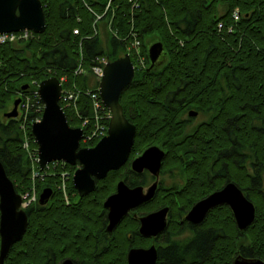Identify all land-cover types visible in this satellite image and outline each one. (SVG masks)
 Instances as JSON below:
<instances>
[{
    "label": "trees",
    "instance_id": "trees-1",
    "mask_svg": "<svg viewBox=\"0 0 264 264\" xmlns=\"http://www.w3.org/2000/svg\"><path fill=\"white\" fill-rule=\"evenodd\" d=\"M105 1L41 0L46 22L43 33L28 40L0 43V114L12 103L15 90L24 81L65 76V85L74 83L82 89L96 90V81L88 82L87 75H74L77 61L88 73L97 57L106 56L110 61L120 57L123 50L134 63L132 52L126 51L123 41L110 35L105 49L98 35L88 37L93 32L94 17L85 4L101 11ZM140 2L132 23L141 40L146 66L134 68L132 81L119 98L124 116L136 126L128 159L148 145L163 143L169 149L165 156L169 163L164 164H175L189 172L188 183L180 191H172L164 199L153 198L141 206L149 211L168 204L171 209L164 238L157 241L156 264H232L238 251L264 261V0ZM112 7L116 8L112 26L127 33L131 2L112 0ZM234 10L240 13L237 22L232 21ZM230 25L232 29L228 30ZM76 28L78 34L73 31ZM152 34L162 42L167 61L148 70L150 60L143 37ZM166 97H181L186 107L214 106L215 117L199 126L200 133L208 138V143L201 141L206 145L203 149H194V137H189L193 150L185 144L189 139L182 141L183 128L177 124L181 103L164 101ZM65 117L74 125L66 111ZM27 131L31 146L37 148L30 128ZM22 143L16 119L0 118V161L17 192L28 190L33 183L37 196L26 208L27 230L11 246L4 264H57L64 257L77 264H126L128 232L133 239L135 219L118 224L110 237L113 243L98 258H94L92 232L98 228L102 202L115 190L120 173H131L129 160L110 170L104 179H98L94 190L83 197L76 194L71 178L64 180L66 200L61 187V172L67 170L66 166L50 162L41 169L37 163V172L43 177L33 180ZM190 150L194 155L187 161L185 153ZM215 155L221 166V183L236 182L255 205V220L245 230L236 228L226 204L214 207L201 224L189 226L178 221L195 201L213 189L208 187L201 167ZM43 187L52 188L51 198L47 204L39 205L38 195ZM184 230L191 232V237L183 242L173 238ZM133 243L147 246L149 239L135 238Z\"/></svg>",
    "mask_w": 264,
    "mask_h": 264
},
{
    "label": "water",
    "instance_id": "water-1",
    "mask_svg": "<svg viewBox=\"0 0 264 264\" xmlns=\"http://www.w3.org/2000/svg\"><path fill=\"white\" fill-rule=\"evenodd\" d=\"M46 27L45 15L41 0H0V33L31 30L43 33ZM150 60L149 67L164 55L163 44L160 40L152 42L147 47ZM98 82V93L102 102L111 113L108 131L92 147L80 146L82 129L71 127L65 113L59 104L62 86L58 77H48L38 84V93L44 102V111L40 121L31 125L34 142L37 144L38 163L44 168L49 162L63 161L69 165L80 164L74 170L72 183L80 197L94 190L95 179H103L109 170H115L128 160L131 152L136 126L131 124L123 114L119 102L122 89L130 84L134 76L133 62L129 53L110 60ZM26 87V84L22 87ZM19 99L15 98L8 117L17 115L16 107ZM195 115L193 111H189ZM165 153L158 146H148L142 154L131 161V170L141 172L149 169L157 176ZM157 182L154 181L143 191L141 185L130 187L123 180H118L115 191L103 201L107 209V230L112 231L127 212L145 203L155 194ZM264 190V176L262 180ZM52 188L44 187L39 193L38 203L45 204L51 197ZM22 197L16 191L10 176L0 161V264L9 254L12 245L19 242L26 232L28 218L26 210L21 207ZM227 205L235 219L236 228L245 230L255 219L256 208L253 201L244 195L236 183L229 181L213 193L195 202L184 218L191 224H201L207 212L216 205ZM168 207L150 211L139 217V233L145 237H157L165 230ZM158 248L154 243L148 247H133L127 253L126 264H156ZM232 264H264L261 258L246 257L238 253ZM60 264H76L73 259L66 257Z\"/></svg>",
    "mask_w": 264,
    "mask_h": 264
},
{
    "label": "built area",
    "instance_id": "built-area-1",
    "mask_svg": "<svg viewBox=\"0 0 264 264\" xmlns=\"http://www.w3.org/2000/svg\"><path fill=\"white\" fill-rule=\"evenodd\" d=\"M131 2L130 8V24L129 31L127 33H122L112 26L113 18L116 14V8L112 7V0H107L101 5V11H94L87 4L85 6L93 14V25H92V35H98L100 28V23H104L105 29L109 31L111 36H114L117 40L124 42L126 51L132 52L134 65L136 68L143 69L146 66L145 56L141 52V41L138 38L136 31L133 29V16L135 10L140 7V0H128ZM240 18V13L234 10L232 12V21L237 22ZM221 27V22L218 23ZM232 29V25L228 27V30ZM74 33L78 34V28L73 30ZM34 33L30 30L24 29L18 32H5L0 33V43H6L11 41L28 40L33 38ZM81 46V45H80ZM81 50V47H80ZM107 57L99 56L95 59L94 63L90 65V72L95 79H99L102 76V71L104 66L108 63ZM84 66L81 61H77V65L74 69V75L84 74ZM62 86L60 92L59 103L60 107L63 108L64 112L68 110L71 111V118L75 123V127L81 128L83 130L81 141L85 145H91L96 140L102 138V136L107 133V124L110 119V111L107 106H105L101 100V96L98 91L93 88L82 89L71 83L64 86L66 83V77L62 76L59 79ZM38 82L34 79L29 83L26 89L16 92L15 96L20 99L17 110L18 113L15 119L19 125V130L25 133L27 122L36 123L40 121L42 113L44 111V103L42 98H40L38 93ZM84 97V99H83ZM85 100V101H84ZM31 124V125H32ZM24 141V142H23ZM23 147L26 148V153L31 157V174L32 179L42 178L43 174L37 172L35 164L37 163V153L35 149H30L28 147L27 140H23ZM58 163V162H57ZM33 164V165H32ZM65 173L62 172V177ZM63 180V179H62ZM62 187L64 184L62 181ZM29 191L31 195L29 196ZM22 197V207L29 206L30 203L36 200L35 196V185L32 183L29 190L21 194Z\"/></svg>",
    "mask_w": 264,
    "mask_h": 264
},
{
    "label": "flooded vegetation",
    "instance_id": "flooded-vegetation-1",
    "mask_svg": "<svg viewBox=\"0 0 264 264\" xmlns=\"http://www.w3.org/2000/svg\"><path fill=\"white\" fill-rule=\"evenodd\" d=\"M158 61L153 65V67L152 68H150L149 66L146 68V69H153V68H159V67H161V65L164 63V55H162V56H160L158 59H157ZM181 99V97H176V98H174V97H166L165 99H163L164 101H168V102H173L174 100H176V101H178L179 103H181V105H179L178 106V110H179V113H178V119H177V124H179L182 128H183V132H182V141H184V140H186V139H189V137H194V138H196V145L194 144V149H196L197 148V150H201V149H203L204 148V146H206L205 144H201V141L203 142V143H208V138H206V135L205 134H202V133H200L201 132V128H199V126L201 125V124H203V123H207V122H209L210 120H212L214 117H215V109H214V106H211V107H209V108H207V109H202V108H199V109H197V108H195V107H186L185 105H186V102H184V101H181L180 100ZM157 100V99H156ZM152 101H155V100H152ZM163 101V102H164ZM193 111L194 113H195V115H191L190 113H189V111ZM6 113H7V111H5L4 112V114H3V117L4 118H8V116L6 115ZM130 122V121H129ZM131 124H133L134 126H135V123H132V122H130ZM71 127H74L73 125H71L70 123H68ZM135 132H136V130H135ZM200 134V135H199ZM213 134H215V133H213ZM135 136V135H134ZM212 137H214V135H211V138ZM211 141V140H210ZM191 140L189 139V140H187V141H185V144L188 146V147H190L191 145ZM215 144V143H214ZM93 145V144H92ZM92 145H81V146H83V147H92ZM152 145H154V146H158V147H160L163 151H164V153H165V155H164V159H163V161H162V163H161V166H160V171L158 172V175L157 176H153L152 175V173L150 172V170L149 169H144L143 171H141V172H138V171H133V170H131V161L134 159V158H136V156H138V155H140V154H142L143 153V151H145L146 150V148H148V146H152ZM204 145V146H203ZM148 146H146V148H144L142 151H136V154L129 160L128 158H129V156H128V160H129V165H128V170L129 171H131V173H127L126 175H124L123 173H120V178L118 179V180H123V181H125L126 183H127V185L128 186H130V187H135V186H137V185H141L142 186V188H143V191H146V189L148 188V186L150 185V184H152L154 181H156L157 182V185H156V188H155V194H154V196L151 198V199H153V198H161V199H164V197L165 196H167L168 194H170V192H172V191H175V190H177V191H180L181 190V188L183 187V186H186V184L188 183V180H189V172L187 171V173H185L184 172V167H181V166H177V165H175V164H168V165H165L164 163H169V161H167V162H165V159H166V157L165 156H167L168 154V148H166L164 145H163V143H157V144H151V145H148ZM203 147V148H202ZM193 148V147H192ZM191 147H190V149H192ZM193 150V149H192ZM192 150H190V151H187L186 153H185V155H188L187 157H188V160L187 161H190L191 159H192V157H193V155H194V152L192 151ZM215 151H217L216 149H215ZM131 153V152H130ZM130 155V154H129ZM202 155V154H201ZM207 156V153H205L204 154V156ZM207 158H208V156H207ZM127 160V161H128ZM126 161V162H127ZM207 161V160H206ZM125 162V163H126ZM56 164H58V163H56ZM62 165H64V166H66V168H67V170L66 171H63V173H65V176L64 177H62V174H61V179H63V180H67V179H70L71 178V181H72V176H73V172H74V170L75 169H77L78 167H80V164L77 162L76 164H71V165H69V164H67V163H62ZM72 166H74V170H71V167ZM123 166V165H122ZM204 168H202L201 167V170L202 171H204L205 172V177H206V182L209 184V186L208 187H213V189H211V190H209V192H206L205 194H203V196L202 197H200L198 200H201V199H203V197H205V196H207V195H209L210 193H213V191H216V190H219V189H221L223 186H224V184L226 183V182H229V181H231V180H229V181H224V183L222 184L221 183V177H220V167L221 166H219V159H218V155H215V156H213V158H212V160H208L207 161V163H206V165H204L203 166ZM120 168V167H119ZM249 168V167H248ZM126 169V168H125ZM125 169H123L124 171H125ZM110 171V170H109ZM168 172L169 173V175H168V179H171V182H169V184H166V183H164V180L163 179H160V178H158L162 173H164V172ZM175 172L176 173V175H174V174H172L171 172ZM182 172H184V173H182ZM149 173L151 174L150 176H149ZM107 175V174H106ZM188 175V176H187ZM135 178H139V181L137 180H135ZM104 179V178H103ZM98 179H95V182L97 181ZM118 180H117V182H118ZM152 180V182L150 183V184H148L150 181ZM233 182V181H232ZM97 183V182H96ZM234 183H236V182H234ZM148 184V185H147ZM237 184V183H236ZM65 186V185H64ZM95 186H96V184H95ZM116 186V185H115ZM44 188V187H43ZM95 188V187H94ZM242 189V188H241ZM243 190V189H242ZM115 191V190H114ZM113 191V192H114ZM243 192H244V195L245 196H247L246 194V191H244L243 190ZM90 193V192H89ZM76 194H78V192H77V190H76ZM88 194V193H87ZM111 194V193H110ZM110 194H108V195H110ZM167 194V195H166ZM66 195V194H65ZM107 195V196H108ZM106 196V197H107ZM78 197H80L79 196V194H78ZM105 197V198H106ZM51 198V197H50ZM65 199L67 200V195H66V197H65ZM151 199H149V201L151 200ZM50 200V199H49ZM49 200L45 203V204H47L48 202H49ZM105 200V199H104ZM103 200V201H104ZM197 200V201H198ZM149 201H147V202H145V203H142V204H140V205H138V207H135V208H132V209H130L128 212H127V214L120 220V222L122 221H124V220H126V219H128V218H133V219H135L136 220V224H137V228H136V230H135V233L133 234L134 235V238L132 239L131 238V231H129L128 232V235H130L129 236V239H130V242H129V246L126 248V250H125V257L127 256V253L129 252V249H131V248H133V247H140V246H142V245H135V243H133V241H135V238H137V239H139L140 237L141 238H146V239H149V243L147 244V246H142V247H148V246H150L151 245V243H154V245H156V247L157 248H159L158 247V244H157V241H159V240H161V239H163L164 238V231L165 230H163L162 232H161V234L160 235H158L157 237H152V236H150V237H145L144 235H141L140 233H139V227H140V224H139V217H141L142 215H145V214H148L150 211H154V210H157V209H160V207H163V206H167L169 209H168V215H167V219H166V223L168 222V220H169V218H170V216H171V209H170V206L167 204H165V205H160L158 208H156V209H151V210H149V211H145V210H143L142 208H141V206L142 205H144V204H147V203H149ZM197 201H195V202H197ZM194 202V203H195ZM193 203V204H194ZM39 204V203H38ZM45 204H41V205H45ZM102 204H103V202H102ZM192 204V205H193ZM40 205V204H39ZM217 206H222V205H216V206H214V207H217ZM28 207V206H27ZM26 207V208H27ZM192 207V206H191ZM190 207V208H191ZM214 207L213 208H211L208 212H207V214H206V216L211 212V211H213V209H214ZM26 208H24L25 210H26ZM189 208V209H190ZM229 208V207H228ZM188 209V210H189ZM188 210H186V212H184L183 214H182V216H181V219H179L178 221L179 222H181V223H185V224H188L189 223V226H193V224H191L190 222H188V221H186V219L184 218V216H185V214L188 212ZM231 210V209H230ZM27 213V212H26ZM98 215H99V225H98V228H96L93 232H92V237L94 238V242H93V248H95L94 249V252H95V254H94V258H98L99 257V255L101 254V253H103L108 247H107V245L108 244H112L113 243V240H112V238H110V237H112V235H113V233L118 229V224L120 223H118L117 224V227L115 228V229H113L112 231H108L107 230V223H108V214H107V209L106 208H104V204H103V208H102V211L101 212H99L98 213ZM205 216V217H206ZM205 219V218H204ZM234 219V218H233ZM204 221V220H203ZM194 225H198V224H194ZM236 225V224H235ZM167 226H168V223H167ZM167 226H166V228H167ZM165 228V229H166ZM238 229V228H237ZM239 230V229H238ZM184 231H188V230H184ZM112 240V241H111ZM141 241V240H140ZM238 253H240L239 251H238ZM236 255H238V254H236ZM235 255V256H236ZM157 256H158V254H157ZM234 256V257H235ZM159 257V256H158ZM64 258H66V257H64ZM64 258H62L61 259V261H59V262H57V264H60L63 260H64ZM73 261L74 262H76V260H74L73 259ZM126 261H127V257H126ZM158 261V260H157ZM76 264H77V262H76Z\"/></svg>",
    "mask_w": 264,
    "mask_h": 264
},
{
    "label": "rangeland",
    "instance_id": "rangeland-1",
    "mask_svg": "<svg viewBox=\"0 0 264 264\" xmlns=\"http://www.w3.org/2000/svg\"><path fill=\"white\" fill-rule=\"evenodd\" d=\"M221 7H222V5L221 6H219V10L221 11ZM99 28H100V30L101 31H99V33H98V36H99V38H100V41H102V46H103V48H107V45H108V40H109V37H110V33H109V31L108 30H106L105 29V26H104V23H100V25H99ZM139 38V37H138ZM143 39H144V44L145 45H147V47L150 45V44H152V42H154V41H157L159 38H158V36L156 35V34H152V35H148V36H144L143 37ZM141 41V40H140ZM141 50V49H140ZM141 52L143 53V50H141ZM125 52H123V50H121V52H120V55H123ZM144 54V53H143ZM81 57V56H80ZM106 57V56H105ZM164 60H166V57H165V59ZM167 61V60H166ZM84 70H85V73L84 74H81V75H87V81L88 82H93L94 81V76L91 74V72H88L87 73V71H86V69L84 68ZM35 79V78H34ZM36 80V79H35ZM31 81H33V80H31ZM30 81V82H31ZM37 81V80H36ZM30 82H28V81H24V82H22L21 84H20V86H19V88L20 89H18V90H15V93H14V99H15V94H16V92H19L20 90H23V86H24V84H26V86H28V83H30ZM38 82V84H39V82L40 81H37ZM67 83V82H66ZM65 83V84H66ZM64 84V86H67V85H65ZM69 85V84H68ZM14 101V100H13ZM13 101H12V103L9 105V106H7L6 108H4L3 109V111L1 112V114H0V118H1V120L2 121H4L6 118H4L3 117V114H4V112L5 111H10L11 109H12V106H13ZM18 106V105H17ZM17 108V107H16ZM67 112V111H66ZM67 115H68V118H70L71 120L73 119V118H71V111L70 110H68V113H67ZM73 121V120H72ZM74 122V121H73ZM31 124L32 123H30V122H27V127H26V129H25V133L22 131V141L23 140H27V142H28V147L30 148V149H35L36 150V148H34V147H32L31 146V142L29 141V135H28V128H31ZM74 125L73 126H75V123H73ZM18 128H19V125H18ZM98 140H96L95 142H97ZM24 142V141H23ZM95 142H93L92 144H94ZM91 144V145H92ZM24 145V143H22V146ZM23 149H24V152L26 153V148L25 147H23ZM26 155L28 156V158H29V162L31 163V157L29 156V154H27L26 153ZM245 164L249 167V165H248V163L247 162H245ZM33 165V164H32ZM34 166H36V164L34 165ZM249 169V171H250V167L248 168ZM172 174H174V175H176V173L175 172H171ZM182 173H184V172H182ZM151 174L149 173V176H150ZM168 175H169V173L168 172H164V173H162L158 178H160V179H163L164 180V183H166V184H169V182H171V179H168ZM263 175H264V172H263ZM31 178H32V176H31ZM13 181V180H12ZM152 182V180L148 183V184H150ZM13 184H14V182H13ZM63 184H64V182H63ZM147 184V185H148ZM65 185V184H64ZM14 186H15V184H14ZM29 190V189H28ZM28 190H26V191H24V192H22V194H24V193H26ZM62 190H63V193H66V191H65V186H64V188L62 187ZM29 193V196L31 195V191H29L28 192ZM111 193H113V192H111ZM191 235H192V233L191 232H189V231H183V233L182 234H179V235H174L173 236V238L175 239V240H177V241H181V242H183L184 240H187L189 237H191Z\"/></svg>",
    "mask_w": 264,
    "mask_h": 264
}]
</instances>
